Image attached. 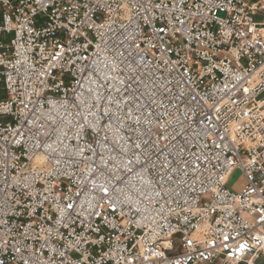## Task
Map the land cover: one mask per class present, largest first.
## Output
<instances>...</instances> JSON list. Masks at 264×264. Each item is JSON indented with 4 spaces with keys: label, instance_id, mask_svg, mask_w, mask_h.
<instances>
[{
    "label": "built area",
    "instance_id": "1",
    "mask_svg": "<svg viewBox=\"0 0 264 264\" xmlns=\"http://www.w3.org/2000/svg\"><path fill=\"white\" fill-rule=\"evenodd\" d=\"M260 13L0 0V264H261Z\"/></svg>",
    "mask_w": 264,
    "mask_h": 264
},
{
    "label": "rangeland",
    "instance_id": "2",
    "mask_svg": "<svg viewBox=\"0 0 264 264\" xmlns=\"http://www.w3.org/2000/svg\"><path fill=\"white\" fill-rule=\"evenodd\" d=\"M255 19L264 21V13H260V14L256 15ZM7 40H9V36H7ZM4 96H5V92H4V89H3L2 81L0 79V98H4ZM243 184H244L243 175L241 174V172H240V170L238 168L234 169L232 171L230 177H229L228 186L230 187V189L232 191H238V190L241 189ZM263 261H264L263 257L260 258L261 264L264 263Z\"/></svg>",
    "mask_w": 264,
    "mask_h": 264
},
{
    "label": "crops",
    "instance_id": "3",
    "mask_svg": "<svg viewBox=\"0 0 264 264\" xmlns=\"http://www.w3.org/2000/svg\"><path fill=\"white\" fill-rule=\"evenodd\" d=\"M250 1H253V0H250ZM254 1H256V0H254Z\"/></svg>",
    "mask_w": 264,
    "mask_h": 264
},
{
    "label": "trees",
    "instance_id": "4",
    "mask_svg": "<svg viewBox=\"0 0 264 264\" xmlns=\"http://www.w3.org/2000/svg\"><path fill=\"white\" fill-rule=\"evenodd\" d=\"M254 1V0H253Z\"/></svg>",
    "mask_w": 264,
    "mask_h": 264
}]
</instances>
